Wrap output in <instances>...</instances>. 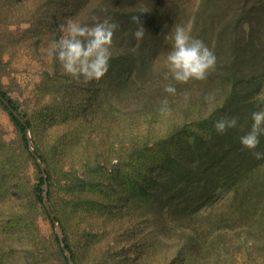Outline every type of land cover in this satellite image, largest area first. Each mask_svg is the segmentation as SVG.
Listing matches in <instances>:
<instances>
[{
	"label": "rangeland",
	"instance_id": "rangeland-1",
	"mask_svg": "<svg viewBox=\"0 0 264 264\" xmlns=\"http://www.w3.org/2000/svg\"><path fill=\"white\" fill-rule=\"evenodd\" d=\"M70 3H57V21L52 19L49 23L54 33L40 38L23 22L37 15L38 10L41 12L37 2L15 0L12 9L6 7L5 14L0 16V71L4 90L20 110L32 114L45 105L76 111L77 115L59 117L53 127L44 125L42 134L29 131L27 137L33 140L29 151L33 153L38 148L45 155L47 164L40 163L52 175V202L67 227V239L77 255V264H93L95 255L100 253L103 264H203L193 239L206 241L215 236L219 244L209 252L208 261L213 260L210 264L219 255L229 261L236 257L237 264H253L255 258L251 253L264 245V186L259 184L264 171L257 181L253 171L263 169L264 159L258 160L261 163L254 169L252 166V170L239 173L243 163L252 157L240 144V137L251 129V118L244 120L241 113L245 124L238 120L237 127L224 134H218L214 128L201 129L194 115H200L201 121L208 117L212 107L207 109V94L194 80L180 84L171 79L166 63L169 50L163 51L161 44L160 50L153 51V57L145 58L147 39L137 45L141 53L136 51L133 64L138 76L143 72L139 82L147 85L144 93L126 95L127 91L112 74L109 61L108 71L101 79L86 84L82 81L81 87L74 86L68 99H58L55 90H48L56 76V58L48 56L47 48L51 40L63 35L59 26L73 19ZM156 6L160 20L164 14L161 5ZM118 35L120 31L114 34L113 44L118 54L125 50L126 61L128 50H134L132 46L124 49L126 40L122 43L125 46L118 48ZM5 37L14 41L12 48L1 42ZM169 83L181 86L177 99H171L173 95L164 91ZM185 92L189 94L187 100ZM164 100L172 109L168 117L158 112ZM259 101V108L264 107V80ZM237 111L227 110L222 116H235ZM184 118L195 122L189 139L180 138L187 133L185 128L174 131L173 127ZM74 128L78 130L70 141ZM1 137L14 150L15 159L21 160V174L34 182L35 171L19 133L2 108ZM259 139L257 149H262L264 135ZM240 158L244 160L238 161ZM10 162L7 159L0 167ZM99 166L111 174H96ZM10 189L0 197V210L3 203L16 214L28 206L24 204L29 196H20V200L12 185ZM48 204L50 207L49 200ZM35 215L41 244L47 243L50 249V264H64L53 245L55 227L40 208L35 209ZM57 224L64 238L66 234ZM70 226L74 228L70 230ZM221 226L230 229L217 230ZM84 237L93 243L92 247L86 246ZM255 264L260 263L257 260Z\"/></svg>",
	"mask_w": 264,
	"mask_h": 264
},
{
	"label": "trees",
	"instance_id": "trees-1",
	"mask_svg": "<svg viewBox=\"0 0 264 264\" xmlns=\"http://www.w3.org/2000/svg\"><path fill=\"white\" fill-rule=\"evenodd\" d=\"M70 3L71 13L73 20L81 23L82 25L92 26L98 20L111 17L117 22L120 27L115 32H121V35L115 36L117 47L127 50V47L132 46L134 51L127 53V60L125 61L126 53L118 54L115 44L111 48L112 56L110 63H112V74L117 76L120 81V87L126 95L129 93L142 94L145 92L147 85L141 84L139 81L142 79L143 72L137 75V69L135 64L136 51L141 53L140 48L137 45H141L146 39L148 40L145 47L144 57H153L157 50H160L159 44L162 45L163 51H171L173 41L171 36L174 34L175 26L181 25L185 28H189L191 35L204 42V44L212 50L216 56L215 70L210 72L206 80L195 81L196 84L202 86V90L207 95H213L214 101L208 104L212 107L208 117L201 121L200 115H194V120L199 121L201 129H213L215 121L220 119L227 110L235 112L236 117L244 123L242 114L246 117L244 120L251 118V114L257 111L260 106L259 94L261 91L262 83L264 80V0H67ZM29 3L35 4L36 2L41 6L38 10V14L33 18L25 19L26 24L31 26L30 31L36 33V38L39 36H48L53 34L51 32L50 21L54 19L57 21L58 9L57 3L60 0H28ZM136 2V5H135ZM134 3V4H133ZM15 0H0V16L3 15L4 9L14 7ZM127 4L129 5L128 7ZM161 5L163 17L158 20L156 13H158L156 5ZM5 14V13H4ZM159 15V13H158ZM137 16L140 24L143 26L145 34L142 39L137 40L134 37V32L138 25L132 21V17ZM49 37V36H48ZM146 37V38H145ZM145 38V39H144ZM161 38V40L159 39ZM3 39V38H2ZM126 40V44L122 43ZM6 47L12 48L14 41L10 37H5L1 41ZM158 42V44H157ZM129 43V44H128ZM158 46V47H157ZM161 49V50H162ZM168 51V52H169ZM55 58L53 59V61ZM152 60V59H151ZM56 68V76L53 77L51 85L48 86V90H55L56 94L61 98L71 96L74 91V86L81 87V80L69 79L67 75L61 69L59 61L56 59L53 62ZM111 73V72H109ZM145 74V72H144ZM3 73L0 71V108L7 112L10 120L15 125L19 136L20 143L23 144L27 152V158L30 164H32L35 171L34 182L26 175H22L20 168L22 169L21 160L15 159L14 150L0 138V164L7 159L10 160L9 165L0 167V197L6 196L10 191V186L15 188L14 191L20 199V196L28 195L29 201L27 207L20 211L15 212L6 206L1 205L0 213V264H50V249L47 247V243L41 244V238H39V231L36 224L35 209L40 208L44 211L45 216L49 220L51 226L55 227V222H59L65 237L63 242L66 249L70 252L72 261L77 264V255L73 251L67 239V227L63 219L57 216L55 210V204H53V178L47 168L41 169L38 160L42 165H46L47 161L45 155L42 154L38 148L34 149V152L29 151V143L33 142L32 139H28L27 133L40 132L46 129L44 125H54V122L59 117L64 115H77L73 109L63 108L58 106L56 108H46L41 106L32 114L27 111L20 110L17 103L11 98L9 93L4 90L1 79ZM140 77L135 81V78ZM69 84H72L70 88ZM184 86V85H183ZM177 89L176 96H171V99L178 98V89L180 85L175 87ZM183 88V87H182ZM200 90V89H199ZM76 92V91H75ZM5 101V103L3 101ZM57 101V100H56ZM76 101V100H75ZM77 106H81L79 102ZM85 106V105H84ZM12 110H14L18 117H16ZM210 110V109H209ZM241 111V112H240ZM207 114V113H206ZM189 120V121H188ZM195 122L190 123V118L177 120L174 124V131H179L181 128H185L187 133L180 136L183 139H189L191 130ZM245 124V123H244ZM76 127V126H75ZM80 125H78L79 129ZM77 128L70 131V141L73 139L74 133L77 132ZM250 130L249 128L247 131ZM263 140V139H262ZM260 148L257 151L264 152V141L261 142ZM53 147V154H54ZM61 151H58V154ZM56 155V152H55ZM250 161L243 163L240 167L239 173H243L247 170H252L256 164L261 163L251 154ZM244 159L238 160L243 161ZM257 160V161H256ZM229 163V162H228ZM227 164V163H224ZM263 169H258V173L254 169L253 176L255 180H261L260 173ZM101 167L96 174H102ZM108 173L104 170L103 176H108ZM264 174V173H263ZM46 175V179H45ZM258 175V176H257ZM72 177L70 178V180ZM73 180V179H72ZM22 183H24L22 185ZM44 184L47 185V198L50 202V212L55 216L51 218L48 209L45 207L44 199ZM264 186V176L261 183ZM21 200V199H20ZM3 201H0V203ZM8 209L10 211H4ZM5 220V221H3ZM222 222V221H221ZM71 228L74 227H69ZM68 228V229H69ZM221 228V229H220ZM237 228V227H234ZM230 229V227H217V230ZM74 230V229H73ZM88 235V234H86ZM218 237V236H215ZM215 237H209L204 240L193 239L194 245L199 250V258L203 259L205 264H210L213 260L210 258L209 252L217 244ZM86 246L89 244L92 247L93 243L88 238L84 237ZM55 244L56 252L61 255L64 264H69L64 251L60 245L58 235L53 232V245ZM251 248V247H250ZM249 248V249H250ZM254 252L251 253L255 258L252 263L258 260L261 264L264 260V245L254 248ZM205 252L207 254H205ZM100 255L95 259L93 264H103V256ZM212 258V257H211ZM218 260V261H217ZM81 262V261H80ZM232 262V263H229ZM203 263V264H204ZM81 264H88V262H81ZM212 264H237L236 257L231 261L225 259L221 255L214 259Z\"/></svg>",
	"mask_w": 264,
	"mask_h": 264
},
{
	"label": "clouds",
	"instance_id": "clouds-1",
	"mask_svg": "<svg viewBox=\"0 0 264 264\" xmlns=\"http://www.w3.org/2000/svg\"><path fill=\"white\" fill-rule=\"evenodd\" d=\"M132 21L138 25L134 37L140 40L145 34L144 28L137 16H133ZM59 27L63 35L58 40L50 41L47 48L48 56L55 57L63 72L75 80L82 79L86 84L101 79L108 71L113 37L120 25L108 17L102 21L98 20L92 26L68 19ZM171 39L172 48L166 57L171 79L180 84H186L190 80H206L216 67L214 52L179 24L175 26ZM164 91L171 95L176 94V88L171 83L164 87ZM183 95L187 100L189 94L185 92ZM205 99L211 103L215 97L207 95ZM158 112L162 117L171 115L172 109L167 100L162 101ZM251 120L253 122L251 129L240 137V144L249 150L255 159L262 160L264 152L255 150L260 143V136L264 135V107L252 112ZM237 124L236 116H225L215 121L213 127L218 134H224L236 128Z\"/></svg>",
	"mask_w": 264,
	"mask_h": 264
},
{
	"label": "water",
	"instance_id": "water-1",
	"mask_svg": "<svg viewBox=\"0 0 264 264\" xmlns=\"http://www.w3.org/2000/svg\"><path fill=\"white\" fill-rule=\"evenodd\" d=\"M2 101H3V100H2ZM3 102L5 103V101H3ZM5 104H6V103H5ZM12 113H13L16 117H18V114H17L14 110H12ZM38 163H39L41 169L44 170V169H43V166L41 165V163H40L39 160H38ZM45 179H46V175H45ZM43 195H44V199H43L44 205H45V207L48 209V212H49L51 218H53V215H52V213L50 212V208H49V204H48V198H47V185H46V184H44V194H43ZM55 230H56V233H57V235H58V237H59L60 245H61V247H62V249H63V251H64V254L66 255L67 259L69 260V264H73V262H72V258H71V254H70V252H69V251L66 249V247H65V244H64V242H63V235H62V232H61L60 227H59V225L57 224V222H55Z\"/></svg>",
	"mask_w": 264,
	"mask_h": 264
}]
</instances>
